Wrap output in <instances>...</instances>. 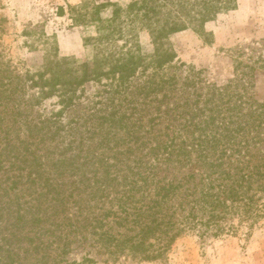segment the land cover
<instances>
[{
	"label": "trees",
	"instance_id": "1",
	"mask_svg": "<svg viewBox=\"0 0 264 264\" xmlns=\"http://www.w3.org/2000/svg\"><path fill=\"white\" fill-rule=\"evenodd\" d=\"M237 8L238 0H133L105 19L101 6L82 5L73 20L96 23L92 61L77 64L52 45L41 69L22 75L0 52V264L154 260L188 230L219 236L264 219V101L253 93L264 39L238 50L223 85L194 69L182 76L168 44ZM90 82L111 96L86 131L63 117ZM54 98L59 110L29 117ZM86 245L80 260L68 259Z\"/></svg>",
	"mask_w": 264,
	"mask_h": 264
},
{
	"label": "rangeland",
	"instance_id": "2",
	"mask_svg": "<svg viewBox=\"0 0 264 264\" xmlns=\"http://www.w3.org/2000/svg\"><path fill=\"white\" fill-rule=\"evenodd\" d=\"M133 0H0V52L3 60L10 62L24 75L36 72L44 62L45 50L56 45L61 57H69L77 64L92 61L95 47L89 37L97 35L96 23L78 24L73 20L74 11L86 5L90 13L94 6H101V16L110 18L116 6L126 7ZM63 8V11L62 9ZM91 15V14H89ZM46 33L47 38L42 36ZM264 39V0H238V8L223 12L205 25L204 32L185 29L172 33L168 44L173 48L175 63L182 65L179 73L185 76L190 69L198 72L204 81L226 84L234 77L235 58L240 48L252 47ZM142 52L152 55L154 43L147 30L139 32ZM121 44V43H120ZM255 45L254 47H256ZM253 93L264 101V72L254 78ZM76 108L65 113L83 123L82 130L98 123L95 116L107 109V87L98 82L86 84L80 92ZM57 99L46 100L28 111L33 120H39L59 110ZM88 134V133H87ZM25 133L22 134V137ZM3 222V232H5ZM85 248V249H84ZM72 252L68 259H81L90 250L86 245ZM108 264H264V219L252 228L240 227L219 236H201L196 230L184 232L171 248L154 260L122 258Z\"/></svg>",
	"mask_w": 264,
	"mask_h": 264
}]
</instances>
